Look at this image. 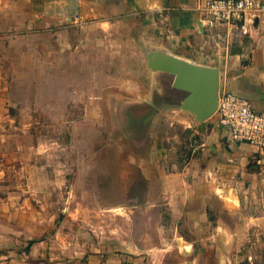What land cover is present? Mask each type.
Here are the masks:
<instances>
[{"label":"rangeland","instance_id":"rangeland-1","mask_svg":"<svg viewBox=\"0 0 264 264\" xmlns=\"http://www.w3.org/2000/svg\"><path fill=\"white\" fill-rule=\"evenodd\" d=\"M125 72L129 81L106 87L114 112L91 113L73 126L65 121L81 117L80 108L90 102L78 97L73 103L69 92L55 94L60 83L16 82L8 96L0 95V241L12 225L22 241L15 251L28 254L30 239L42 241L38 251L47 254L29 258L28 264H102L87 258L97 250L118 251L124 264H264V164L257 169L250 164L249 170L262 173L254 184L239 178L235 204L210 193L202 175L180 171L189 157L185 124H169L174 114L165 107L173 101L172 78L157 74L158 105L165 109L152 120L149 112L139 116L168 137L167 145L175 147L170 156L179 165L168 172L162 142L160 159L145 164L146 174L154 177H136L140 164L131 156L135 148L148 149V141L134 137L140 117L122 103L134 101L133 79L145 81L150 73L134 66ZM75 84L80 90L87 86ZM144 86L150 90L151 80ZM118 91L126 96L118 97ZM71 107L78 113L67 114ZM2 245L1 253L7 250Z\"/></svg>","mask_w":264,"mask_h":264},{"label":"crops","instance_id":"crops-1","mask_svg":"<svg viewBox=\"0 0 264 264\" xmlns=\"http://www.w3.org/2000/svg\"><path fill=\"white\" fill-rule=\"evenodd\" d=\"M199 2L200 0H0V95L3 96L6 92L8 96L16 82L25 84L40 81L44 85L60 83L55 94L59 91L69 92L73 103L78 97H84L88 99L86 102H90V105L80 108L81 117L65 121L73 126L80 120H88L91 113L102 115L114 112L108 103L112 96L108 89L112 84L108 82L129 81L124 74L127 67L134 66L142 74L148 71L150 76L145 81L133 79L136 88L129 96L134 101L122 104L131 108V113L138 116L149 112L152 114L151 120L165 108L166 112L173 113L174 119L169 124H185L184 143L189 155L186 164L178 169L193 176L196 173L202 175L203 184L207 183L204 186L211 187L210 193L235 204L238 201L236 187L239 186V178H246L254 184L255 177L262 176L261 172L257 173L254 169H257V165L264 164L263 154L247 144L232 141L220 126L216 114L205 122H198L194 115L182 109L181 101L176 99L177 95H172L171 106H159L162 93L156 75L163 73L152 71L148 66V54L158 51L198 66L218 69L219 93L227 89L240 94L249 99L257 111L264 113V23L253 27L248 37L232 39L227 50L217 51L209 41L208 31L202 25V16L196 11ZM220 31L225 35L229 28ZM222 46H226L224 42ZM149 80L150 90L144 86V82ZM79 81L87 83L84 90H80L75 84ZM97 83L107 85L95 91L93 86ZM122 83L118 86L121 87ZM117 96L126 95L118 91ZM60 98L59 96L58 99ZM96 103L98 105L94 106ZM119 109L120 107L115 109L116 113ZM77 113L71 107L67 114ZM139 117L140 120L133 128V135L136 139L148 141V149L142 153L135 148L136 152L131 158L137 165L140 164L137 169L140 173L136 177L148 181L154 176L146 174L148 168L145 164H149L147 161L157 162L160 159L159 146L162 142L165 148H162L164 156L161 160L168 159L164 161L168 172L179 164L170 156L175 147L167 145L168 137H162L156 127L152 126L151 120ZM180 117L183 122L179 120ZM252 162L255 168L249 170ZM121 176L124 179L129 177L125 171L123 173V169ZM186 184L192 186L189 182ZM123 185L126 193L128 185ZM12 227L11 233L3 237L5 241H0V246L4 244L7 249L0 252V264H28L29 258L34 261V258L47 254L46 251H38L43 242L32 239L29 241L35 243L28 254L21 250L15 251L20 240L19 235H15L13 225ZM78 254L81 253L75 251V256ZM87 256L100 259L98 263L102 260V264H124V256L118 251L110 253L109 250H97ZM69 263L81 262L77 260Z\"/></svg>","mask_w":264,"mask_h":264},{"label":"built area","instance_id":"built-area-1","mask_svg":"<svg viewBox=\"0 0 264 264\" xmlns=\"http://www.w3.org/2000/svg\"><path fill=\"white\" fill-rule=\"evenodd\" d=\"M196 11L217 51L227 50L232 39H244L253 27L264 23V0H200ZM223 28H229L225 35L220 31ZM216 116L232 141L247 144L264 155V113L257 111L249 99L223 90L219 93Z\"/></svg>","mask_w":264,"mask_h":264},{"label":"water","instance_id":"water-1","mask_svg":"<svg viewBox=\"0 0 264 264\" xmlns=\"http://www.w3.org/2000/svg\"><path fill=\"white\" fill-rule=\"evenodd\" d=\"M148 66L152 71L172 77V94L177 95L182 109L194 115L198 122H205L216 114L218 69L198 66L158 51L148 54Z\"/></svg>","mask_w":264,"mask_h":264},{"label":"trees","instance_id":"trees-1","mask_svg":"<svg viewBox=\"0 0 264 264\" xmlns=\"http://www.w3.org/2000/svg\"><path fill=\"white\" fill-rule=\"evenodd\" d=\"M35 243V241H29L28 243V247L26 249L27 252H29V249L31 248V246Z\"/></svg>","mask_w":264,"mask_h":264}]
</instances>
